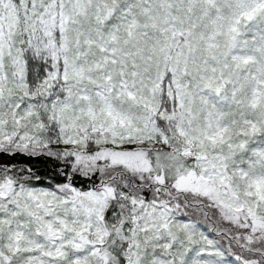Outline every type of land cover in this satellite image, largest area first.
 <instances>
[{
    "label": "snow or ice",
    "instance_id": "1",
    "mask_svg": "<svg viewBox=\"0 0 264 264\" xmlns=\"http://www.w3.org/2000/svg\"><path fill=\"white\" fill-rule=\"evenodd\" d=\"M0 264H264V0H0Z\"/></svg>",
    "mask_w": 264,
    "mask_h": 264
}]
</instances>
